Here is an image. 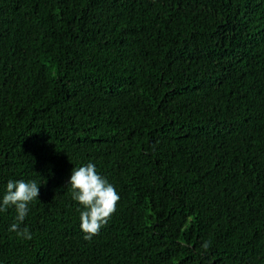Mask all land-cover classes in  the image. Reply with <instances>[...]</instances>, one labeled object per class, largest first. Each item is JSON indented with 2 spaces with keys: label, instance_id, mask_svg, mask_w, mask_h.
Listing matches in <instances>:
<instances>
[{
  "label": "trees",
  "instance_id": "1",
  "mask_svg": "<svg viewBox=\"0 0 264 264\" xmlns=\"http://www.w3.org/2000/svg\"><path fill=\"white\" fill-rule=\"evenodd\" d=\"M89 162L120 200L85 240ZM9 180L39 196L0 264H264V0H0Z\"/></svg>",
  "mask_w": 264,
  "mask_h": 264
},
{
  "label": "clouds",
  "instance_id": "2",
  "mask_svg": "<svg viewBox=\"0 0 264 264\" xmlns=\"http://www.w3.org/2000/svg\"><path fill=\"white\" fill-rule=\"evenodd\" d=\"M68 185L72 200L78 202L83 209L80 211V229L84 233V239L91 240L116 212L120 196L91 162L73 168ZM39 186L35 180H9L6 192L0 199V212L9 208H14L16 212L15 222L10 225L9 231L24 240L33 238L30 229L22 225L29 213V205L38 199ZM209 243L203 245L205 250L208 249Z\"/></svg>",
  "mask_w": 264,
  "mask_h": 264
}]
</instances>
